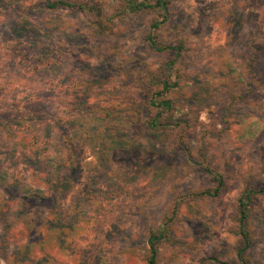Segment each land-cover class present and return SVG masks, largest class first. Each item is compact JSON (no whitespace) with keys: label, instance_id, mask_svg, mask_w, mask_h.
Returning <instances> with one entry per match:
<instances>
[{"label":"rangeland","instance_id":"rangeland-1","mask_svg":"<svg viewBox=\"0 0 264 264\" xmlns=\"http://www.w3.org/2000/svg\"><path fill=\"white\" fill-rule=\"evenodd\" d=\"M36 1L0 0V264H145L149 229L176 200L172 241L161 246L158 264L214 255L239 264L237 201L244 182L264 185V0H172L163 27L183 47L174 70L180 86L170 93L173 119H185L194 150L224 176L217 198L190 196L215 185L164 135L147 136L150 94L128 81H148L160 69L162 57L144 39L156 12L110 23L34 11ZM97 1L108 18L126 0ZM23 20L44 49L63 51L53 66H41L38 50L28 47L34 32L16 35ZM14 107L17 126L8 121ZM67 138L84 147L74 178ZM116 148L126 151L120 161ZM57 211L77 228L63 230L64 248L53 227ZM255 216L250 254L264 264V196Z\"/></svg>","mask_w":264,"mask_h":264},{"label":"trees","instance_id":"trees-1","mask_svg":"<svg viewBox=\"0 0 264 264\" xmlns=\"http://www.w3.org/2000/svg\"><path fill=\"white\" fill-rule=\"evenodd\" d=\"M7 1L12 4H18L21 0ZM171 6L172 0H126L124 9L108 18L106 17L107 9H103L97 0H37L33 3L32 9L34 11H45L50 13L55 11L86 13L94 15L95 17H104V20L110 23H113L114 18H123L130 12L134 14L156 12V17L149 24V31L144 35V39L147 42L148 50L162 57L160 69L155 75L151 76L148 81L134 76L128 81H132V85L137 89L150 94L149 105L150 108L154 110L155 114L144 124V128L147 129V136L150 138H159L161 135H164L168 141H172L174 149L184 156L188 164L195 166L200 173L205 175L215 185L214 188L193 193L190 196L193 198H217L222 194L226 186L224 176L212 167L203 153L194 150L187 135L189 126L185 119H173L174 107L173 101L170 99V93L177 90L180 86V76L176 74L174 70L181 57L183 47L180 43H176V41L169 38L164 33L163 27L170 18ZM28 26L26 20L17 24L15 29L16 35L21 38L29 30H31L32 33L34 32L30 41L27 43L28 47L38 50L37 62H39L41 66H53L55 64V57L63 51L54 48L51 50L44 49L43 46L37 43V36L34 29H29ZM20 45H22L21 42L17 43V46ZM114 70H116V68H114ZM19 115L20 112L17 108H12L10 118L8 119L11 126H17L22 122L18 119L20 118ZM37 117H32V120L37 119ZM74 122L75 121L70 122L72 123V127L75 126ZM80 127H82V125ZM80 138L81 141H84V135H81ZM105 138L107 140L110 139L106 136V132ZM65 143L69 152L68 170L71 174L70 177L74 178L79 172L78 164L84 160V147L82 142L76 145L72 138H67ZM33 145L36 147L34 154L39 156V151L41 150L38 147L37 139H34ZM125 153L126 151L124 149H117V161H120L125 156ZM120 164L122 165L123 163L120 162ZM92 190L93 187L87 188V192L82 199L83 203L89 200L90 195L93 193ZM260 196H264V185L256 189L253 187L252 179L244 182L243 191L237 201L236 215L233 217L234 227L232 230L233 235L237 239L235 255L239 264H257L251 257L250 251L253 248L255 240V232L252 224L256 217L255 204ZM179 210L180 201L176 200L175 205L164 216L161 223L151 225L147 237V249L144 255L145 264L159 263L161 246L171 243L172 241V226L178 218ZM53 219V227L58 233V235H56L57 243L64 248L66 244L64 242V235L62 234L63 230L65 228L69 229L74 235L77 230L75 227L76 225L71 222L70 226L66 227L67 221L58 214V211L55 213ZM199 264L235 263L225 260L218 255H214L204 258Z\"/></svg>","mask_w":264,"mask_h":264}]
</instances>
